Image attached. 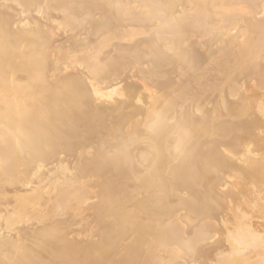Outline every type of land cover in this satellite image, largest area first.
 I'll use <instances>...</instances> for the list:
<instances>
[{
    "label": "bare ground",
    "instance_id": "6f19581e",
    "mask_svg": "<svg viewBox=\"0 0 264 264\" xmlns=\"http://www.w3.org/2000/svg\"><path fill=\"white\" fill-rule=\"evenodd\" d=\"M0 264H264V0H0Z\"/></svg>",
    "mask_w": 264,
    "mask_h": 264
}]
</instances>
